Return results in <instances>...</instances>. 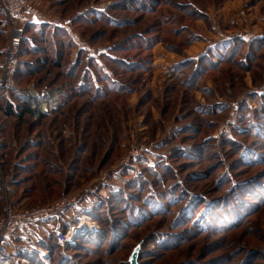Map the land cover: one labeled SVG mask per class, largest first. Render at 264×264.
<instances>
[{"label": "rangeland", "instance_id": "obj_1", "mask_svg": "<svg viewBox=\"0 0 264 264\" xmlns=\"http://www.w3.org/2000/svg\"><path fill=\"white\" fill-rule=\"evenodd\" d=\"M189 2L195 7L189 8ZM29 3L38 11L36 16H8L0 2L5 13L4 18L0 16V62L1 49L13 35L8 36V21L19 17L24 26L17 33L28 43L21 41L18 67L24 64L42 67L36 76L12 75L15 86L22 91L64 87V82L73 81L66 73L78 57L85 56L79 52L83 49L89 56L97 57L99 64L114 77L111 84L100 82L101 87L128 88L95 101L90 94L74 96L58 112L47 111L49 114L44 117L32 108L23 117L19 116L20 109H16V115H9L0 98V170L7 181L6 189H0V219L8 204L17 211H30L77 196L80 200L75 205L77 210L87 209L91 214L99 205V219L105 221L103 225L92 217L100 228L98 232L49 250L48 258L38 256L35 264H127L139 242H142L140 264H264L261 187L254 186L252 208L245 211L238 223L225 222L231 218L225 212L232 209L229 214L233 216L240 198L246 201L252 193L240 186L251 181L264 185L263 135L258 133V139L251 134L242 136L239 129H234L236 125L243 126L241 116L247 108L257 107L256 95L264 92V46L254 51V60L247 67L237 62L225 64L205 73L194 84L190 73L184 82L174 76L178 62L197 59L231 36H242L250 42L264 35V0H30ZM196 7L204 12L203 16H194ZM104 12L119 19L116 20L119 25L107 22L101 16ZM125 18L129 21L123 22ZM57 19L59 24L55 22ZM27 22L35 26L25 29ZM44 23H49L45 27L49 33L59 28L60 37L49 36L54 42L52 47L42 42L44 27L40 25ZM191 32L200 38L189 41ZM136 34L142 39L135 38ZM57 41L72 42V47L60 50ZM120 46L128 49L119 51V55L137 61L151 54V68L145 69L142 63L139 70L118 71L116 78L111 70L114 68L110 69L103 56L115 55L112 50ZM239 46L246 55L248 43ZM46 58L51 60L44 62ZM46 85L49 88L39 89ZM0 89L9 103L21 104L9 92L13 90ZM244 139L247 158L242 154L244 150L238 149ZM195 144L201 145V149L194 148ZM179 148H186L185 153L176 154ZM133 151L140 155L123 166ZM174 152V157L169 158ZM162 159H166V167L158 168L157 174L142 169ZM141 170V179L147 180L142 185ZM235 187L239 199L230 192ZM119 189L127 190L124 194L130 195L127 201L125 196L112 200L111 194ZM188 190L194 192L189 194L194 195L191 198H187ZM227 192H230L227 211L223 205L198 200L201 196L220 197ZM153 193L156 199L150 206L144 200ZM130 204L141 209L138 215L144 216L143 220L132 222L128 217ZM205 205L210 207L206 208L211 219L209 226H204L201 219L206 215ZM215 213L219 217L215 218ZM114 227L118 228L111 230ZM94 236L99 238L85 240Z\"/></svg>", "mask_w": 264, "mask_h": 264}, {"label": "trees", "instance_id": "obj_2", "mask_svg": "<svg viewBox=\"0 0 264 264\" xmlns=\"http://www.w3.org/2000/svg\"><path fill=\"white\" fill-rule=\"evenodd\" d=\"M114 6H116V5H114ZM188 7L191 8V7H195V6L191 2H189L188 3ZM142 9H144L143 11L147 10L146 8H142ZM194 10H195V12H193L194 16L200 17V16L204 15V12L202 10H200V8L198 9L196 7ZM0 16L3 17V18L5 17V13H4L3 9H0ZM101 16L107 22L119 25V23H117V21H116V20H119V19H117L114 15L104 12V14L101 13ZM122 21L123 22H128L129 20L127 18H125V19H122ZM161 22L163 23V19H161ZM33 26H35V24H33L32 22H27L25 24V29H27V28L29 29V28H31ZM40 26L44 27L41 30L42 42H46V43L48 42V43H50V47H52L54 42L52 41V39L49 36L50 35L54 36L56 34L57 35L59 34L58 37H60L59 28L55 27V29H53L52 33H49V32H47L48 30L45 28V27L48 28L50 26L49 23L48 24L44 23V24H42ZM60 30L63 31V32L66 31L65 29L64 30L60 29ZM175 33H177V32L175 31ZM188 34L191 35L189 41L193 40V39L196 40V39L200 38L196 34H194V36H193L192 32L188 33ZM136 35H137V37H135V38L142 39V37H140L141 36L140 34H136ZM159 38H161V37H159ZM25 40L26 39H24L23 41L21 40L22 44L24 43L25 45H27L28 39H27L26 42H25ZM57 43H58V46H59L58 48L60 50L61 49L66 50L67 48L72 47V42L71 43L70 42L65 43L64 41H57ZM244 43H248V50H247L246 55H244V53L240 52L241 46H239V45L244 44ZM151 44H154V41H153V43L151 42ZM151 46L152 45H149V47H147L148 50H150ZM261 46H264V35L258 36L257 38L255 37L250 42L247 41L242 36H238V35L231 36L229 39H227V40L225 39V41H222L221 43L217 44L216 47H210L207 51L202 53L197 59L187 58L184 61L178 62L176 64V66H175L174 76H175L176 79H178V81L181 80V82H184L186 80V75L190 73L191 74V80L193 81V84H194V82L198 83L200 78L205 73H207V72H209L210 70H213V69L214 70L220 69L225 64H235V62H237L236 64H238L241 67H247L249 65L250 61L254 60V56H255L254 55V51H256L257 48H259ZM132 48H134V45L133 46H129V49H132ZM127 49H128L127 46L114 47V49L112 51H113V53L115 55H113V56H111V55H104V56L101 55L111 65L110 69L114 68V69H111V70L113 72V75L116 78H117V72L118 71H119V73H124V72H128V71L139 70L140 69V65L142 67L144 64L146 65L145 69L151 68L150 64L153 61L152 58H151V54L148 55L147 57H144L143 59H139L138 61H137V59H133L132 57H130V58L127 57L128 55H126V56L119 55L120 54L119 51H124V50H127ZM45 50L46 51L49 50L47 44H46V49ZM79 52H81L82 55H85V56L82 59H80V57H78L76 59V61L74 62V64L71 66L70 71L68 73H66V76L70 77V79H72L73 81L69 82V83L68 82H64L63 83L64 87H65V91H64V93L62 94V96L60 98L59 106L56 109H54L52 112H58V110H60L62 108L64 103L69 101L74 96L90 94L91 99L93 101H95L98 98H105V97L109 96L111 94V92H113L115 90H118V92H123V91L125 92V91L128 90V88H126V90H124L123 89L124 86H122V85L120 87H117V85H111V86L108 85L109 86L108 89H104V87H101L102 85L100 84V82H105L106 83L108 81L111 84V81L114 82L113 81L114 77L112 75H110L107 70L104 69V66L102 64H99V62L97 60V57L89 56L88 53L85 50H83V49H79ZM60 55H61V53H60ZM240 55H242L243 57H241ZM49 60H51V59L50 58H46L43 61L44 62H49ZM142 63H143V65H142ZM18 66H19V63L16 66V68H15V70L13 72V75H15L17 77H21V76H23V77L36 76L42 70V67L39 68L36 65L34 66V65H31V64H24V66H22L21 68L18 67ZM187 69H189V71ZM125 84H127V83H125ZM190 85H192V84H190ZM48 86L49 85H46L45 87H43V88L41 87L39 89L49 88ZM9 92H11V94L13 96H15V98L21 104L20 105L18 104L16 106H14V105H12V103H9V101L6 100L8 98L6 97L3 89H0V98H2V100L4 101V104H5L4 110H5V112H7V114L14 116V115L17 114L16 109H20L21 112L19 113V116L23 117L24 115H26V114L31 112L29 101H28V98H27V96L25 94H15L13 91H9ZM256 99H257V102H258L257 103V107L251 108V109L247 108V111L245 113H243V115L241 116V120L239 119L240 121H242L241 125H243V126L240 127V126L236 125V127L234 129H239L238 133H241L242 136H248L249 134H251V135H255V137H257V139H258V136H259L258 133L262 134L263 138H264V127H262V128L258 127V125H264V92L256 95ZM199 110H201V108ZM214 111L217 112L218 109L214 108ZM48 114H49L48 112L47 113H42L40 116L44 117V116H46ZM247 127L254 128V129L251 130L252 131L251 132L250 129L247 128ZM180 129H182V128H180ZM246 140L247 139H244L243 140L244 142L241 141L243 143L239 142V144H238V149L239 150L241 149L240 151L244 150L242 152V154L244 155L245 158H247V157H246V153H244V152L248 151L246 149V142H245ZM191 146H193V145H191ZM193 147L201 149L202 146L201 145L199 146V145L195 144V146H193ZM185 149L179 148V150L177 149L175 152H176V154H179V153L184 154L185 152L183 150H185ZM175 152L173 154H171L169 156V158L172 159L174 157L173 155H175ZM257 156H259V155H257ZM261 156H264V155H261ZM254 157H256V156H254ZM165 160L166 159H162L161 161H158L154 165L144 166L142 169L145 172L153 171L152 173L157 174L156 170H158V168H161V166L164 167V165L166 163ZM261 160L258 161L260 164H261V162L262 163L264 162V161H261ZM252 162H253V160H251V163H249V164H252ZM165 172H166V170H165ZM168 172H166V173H168ZM158 175L161 176L160 174H158ZM142 177H143V171L141 172V175L139 176V179L141 181V185H142V183L143 184L147 183V180L141 179ZM165 178H167V177H165ZM158 179H160V178H158ZM175 184H176V182H175ZM134 186L135 185H130V188L134 187ZM254 186L261 187V191L264 194V185L260 181L257 182V183H255L254 181H251L247 185L240 186L243 190H247V191L249 190L252 193L249 194L250 197L246 201L243 200L242 198H240V201L238 202V204L235 205L234 208H233V213H234L233 216H231L229 214V210L232 212V209H229L227 211V209H228V204H227L228 200L227 199H229L228 194H230V192H232V191H233L232 193H234V195H237V198L239 199V193H236V187H235V189L234 188L231 189L230 192H227L226 194H224V195H222L220 197H210V198H208L206 196H203V197L201 196L200 198H198V200H201V201H204V202H205V200H209L207 202L210 205H216V204H220L221 206L223 205L225 207V210L227 211V212H225V213H227L226 216L231 217L230 220H228V221H227V219H225V222L226 223L227 222L238 223V221L240 220L241 216L245 213V211H248L250 208H252V206L250 205V198L252 199V197L254 195H256V191L254 190ZM127 188H128V186L126 187V189ZM126 191L127 190H125V189H119L117 191H113V193L111 194V197H113L112 200H114L115 197L118 198V199H120V198L122 199V197L125 196L124 199L127 201V199H129L130 195H124ZM187 193H185V194H187V198H189V197L191 198L192 196H194V195H189V194H194V192L192 190H188ZM154 194L155 193L151 194L150 196H147L145 198V200H144L145 203H148V201H149L150 206H152L154 204L153 201L156 199L155 198L156 194L155 195ZM153 196H154V198H153ZM240 196H241V194H240ZM226 205H227V207H226ZM132 207H134L135 209H132ZM99 208H100L99 205L95 206L91 210V214L90 215L93 218L101 221L102 224L104 225L105 224L104 219L102 217L99 219V215H98L99 214V211H98ZM206 208L210 210L209 205H205V209ZM74 209H76V207ZM123 209H125V208L123 207ZM207 209H206V213H205L206 215L201 217V219L203 220V225L204 226H209V223H210L209 221L211 220L209 218L210 214H209ZM128 210H129L128 217L132 219V222H137L138 223L141 219L143 220L144 216H139L138 215V213L141 210L139 207L136 208L135 205L130 204ZM128 210H126V212ZM84 211L87 212V209H85ZM185 211H187V209H185L184 212ZM186 213L188 214V211ZM69 216L71 218L72 215L70 214ZM216 217H219L218 213H215V218ZM125 225H127V223H125ZM115 228H118V227L111 228V230H113ZM204 228L201 227L200 229L204 230ZM65 229H67V225H66ZM102 230H103L102 232H104L103 228H102ZM96 238H99V237L98 236H94L92 238H89V239L87 238L85 240H93V241H95V240H97ZM38 244H40L42 247L47 248L49 250L54 249V248H61V246L56 241L55 235L51 231L47 235L39 238L38 239ZM27 254H29V255H27ZM24 255L26 257H28L33 264H35L36 258H38V256H39V254L37 252H35V251L34 252L33 251L32 252H26V253H24ZM141 255H142V249H141V252H140V258H141ZM140 258H139V264H140ZM127 264H128V262H127Z\"/></svg>", "mask_w": 264, "mask_h": 264}, {"label": "built area", "instance_id": "obj_3", "mask_svg": "<svg viewBox=\"0 0 264 264\" xmlns=\"http://www.w3.org/2000/svg\"><path fill=\"white\" fill-rule=\"evenodd\" d=\"M0 2L8 16L23 15L24 17H33L38 12L29 3L30 0H0ZM55 22L59 24L60 21L57 19ZM20 45L21 34L13 32L7 45L1 49L3 61L0 62V87H6L7 90L25 94L30 108L34 109V112L38 114L56 109L65 91L63 86L59 85L43 91L35 88H28L22 91L12 83L11 76L19 63L18 53ZM139 155V152L133 151L131 156L124 161L123 166ZM5 182L7 181L0 170L1 190L6 189L4 188ZM79 201L77 196H72L53 203L48 207H40L30 211H17L8 204L4 208L3 218L0 219V264H33L24 255V253L32 251L37 252L41 258H48L49 249L39 246L37 243L38 238L36 239L32 236L36 227L43 229L48 227L55 235L57 243L62 247L75 242L79 235H90L98 232L100 228L89 213L74 209ZM70 214L72 215L71 218ZM66 225L67 229H65ZM20 238L23 240H20ZM12 247L16 249V252L12 251Z\"/></svg>", "mask_w": 264, "mask_h": 264}, {"label": "crops", "instance_id": "obj_4", "mask_svg": "<svg viewBox=\"0 0 264 264\" xmlns=\"http://www.w3.org/2000/svg\"><path fill=\"white\" fill-rule=\"evenodd\" d=\"M10 20H11L10 22L8 21V31H7L8 36H10L13 33V31L20 32V30H21L20 28H22L24 26V23L21 26V24H22L21 20L22 19L19 17H15V19H10ZM42 230H43V228H40V227L34 228V235H32V236L35 238H37L38 236L43 237L50 232V229H47V231H44V233H42ZM20 240H23V239L20 238Z\"/></svg>", "mask_w": 264, "mask_h": 264}, {"label": "water", "instance_id": "obj_5", "mask_svg": "<svg viewBox=\"0 0 264 264\" xmlns=\"http://www.w3.org/2000/svg\"><path fill=\"white\" fill-rule=\"evenodd\" d=\"M141 248L142 242L137 243L129 255L128 264H139Z\"/></svg>", "mask_w": 264, "mask_h": 264}, {"label": "bare ground", "instance_id": "obj_6", "mask_svg": "<svg viewBox=\"0 0 264 264\" xmlns=\"http://www.w3.org/2000/svg\"><path fill=\"white\" fill-rule=\"evenodd\" d=\"M81 236H83V235H81ZM80 235H79V237H81Z\"/></svg>", "mask_w": 264, "mask_h": 264}]
</instances>
